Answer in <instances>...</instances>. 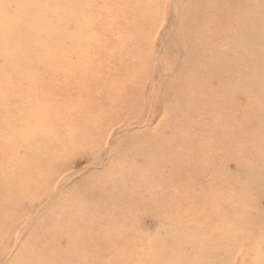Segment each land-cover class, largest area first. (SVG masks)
Listing matches in <instances>:
<instances>
[{
    "label": "rangeland",
    "instance_id": "374dc122",
    "mask_svg": "<svg viewBox=\"0 0 264 264\" xmlns=\"http://www.w3.org/2000/svg\"><path fill=\"white\" fill-rule=\"evenodd\" d=\"M262 7L0 0V264H264Z\"/></svg>",
    "mask_w": 264,
    "mask_h": 264
},
{
    "label": "bare ground",
    "instance_id": "6f19581e",
    "mask_svg": "<svg viewBox=\"0 0 264 264\" xmlns=\"http://www.w3.org/2000/svg\"><path fill=\"white\" fill-rule=\"evenodd\" d=\"M257 9L258 8L255 7V10H257ZM259 13L264 14V7H262L259 10ZM248 33H249L250 38L249 39H243V42H246L247 44L251 45V47H250V55L248 54V56H253L251 59L254 58L255 60L259 59L260 57H264V53H263L264 39H261V40H259L258 38L253 39V37L251 36L252 34H255L253 30L245 32V34H248ZM258 42L262 43V47L258 46ZM212 62H214V60ZM189 73H190V71H189ZM192 84H193V82H192ZM28 127H29V125H28ZM157 132L158 131L155 130V132H153L152 135L148 136V139H144L142 137H141L142 139H137L136 137H133L130 142H144L143 140H147V141L149 140V141H154V142H165L168 132L167 131H163L164 133L161 134L162 141L160 140V137H156V135H157L156 133ZM34 139H35L36 142H43V141L47 140L48 138L41 131V133H37V135L35 136ZM35 141H33V142H35ZM197 245H198V243H195V242H192V244H191V246L193 248H199V245L198 246ZM195 251H199V249H196Z\"/></svg>",
    "mask_w": 264,
    "mask_h": 264
}]
</instances>
